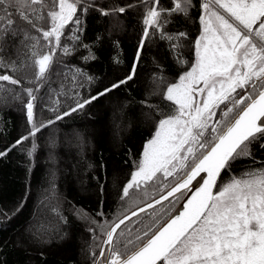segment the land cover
I'll return each mask as SVG.
<instances>
[{"label":"snow or ice","instance_id":"snow-or-ice-1","mask_svg":"<svg viewBox=\"0 0 264 264\" xmlns=\"http://www.w3.org/2000/svg\"><path fill=\"white\" fill-rule=\"evenodd\" d=\"M143 3L145 28L137 60L145 39L152 34H158L174 49L183 47L181 40L187 38V33H168L164 28L174 15L188 17L193 0H173L170 9L161 7L159 0ZM93 6L90 0H0V44L9 35H22L19 44L13 45L19 63L6 62L0 56V68L14 74L26 67H38L36 81L46 79L54 50L62 48L65 55L72 52V48L62 45L65 28L75 26L68 39H78L75 33L82 23L78 12L86 14ZM99 11L109 14L108 10ZM111 11L123 13L125 8ZM14 12L41 35L13 28ZM44 21L47 27L40 26ZM199 23L202 30L194 41V63L179 75L178 82L167 83L163 91L164 98L175 107L166 113L157 109L161 111L158 128L122 189L121 198L133 200L135 210L109 225L103 233L107 255L101 251L103 260H94V264H264V162L260 168L248 167L217 186L222 171L230 170L231 163L239 158H251V144L264 138V0H202ZM41 39L47 42L43 46L48 48L45 54L38 51ZM25 56L27 60L21 58ZM134 74L135 64L124 80L98 96L126 84ZM159 79L160 84L165 83L163 77ZM0 82L21 83L9 74H0ZM24 91L29 97L25 107L30 130L0 151V157L29 137L35 138L46 126L34 119V90ZM98 96L77 102L70 112L58 114L55 119L84 108ZM260 146L264 148V144ZM161 177H173L175 183L164 184ZM153 191L159 195L153 197ZM187 192L193 194L182 211L170 215L165 210L166 219L153 212L151 225L136 228L135 233L129 229L123 247L119 246L120 238L125 236L121 226L127 221L155 209L169 197L180 199Z\"/></svg>","mask_w":264,"mask_h":264},{"label":"trees","instance_id":"trees-1","mask_svg":"<svg viewBox=\"0 0 264 264\" xmlns=\"http://www.w3.org/2000/svg\"><path fill=\"white\" fill-rule=\"evenodd\" d=\"M90 2L94 6L89 7L86 14L78 12L82 19L81 30L75 33L78 39H68L73 34L75 26L72 25L65 28L61 38L62 45L72 48L71 54L65 55L62 48L55 49L46 79L36 81L38 67H26L14 74L0 68V74L14 75L21 81L19 85L0 82V95H4L0 97V151L14 145L30 130L25 107L29 97L24 89L34 90V119L37 124L46 125L35 138L29 137L0 157V264L94 263L103 233L113 221L135 207L129 205L133 200L121 198L122 189L140 159L145 142L161 119V111L166 113L175 107L164 98L163 91L167 83L176 82L194 63V41L201 27L202 0H193L194 6L188 17L174 15L170 17L172 22L164 28L168 33L186 32L187 38L181 40L183 47L174 49L158 34H152L145 39L139 60L136 56L145 28L143 0ZM159 5L170 9L173 0H159ZM121 7L125 8L123 13L111 11ZM99 9L108 10L109 14L103 15ZM13 19V28H24L33 35H41L15 12ZM40 26L47 27V21L41 22ZM21 38L20 34L15 38L9 35L6 42L0 44L3 48L0 56L6 62L17 60L19 63L13 45H18ZM46 43L41 39V49H38L41 54L48 52V48L43 47ZM178 56L181 62H178ZM21 58L27 60L26 56ZM134 64L132 80L98 96L132 73ZM152 77H163L165 81L157 87L156 96L152 95ZM93 96L98 98L84 108L63 119H55L58 114L70 112L77 102ZM144 110H148L149 120L143 118ZM114 117L121 121L117 131L113 129ZM50 120L55 122L48 124ZM55 128L64 133L78 131L88 145L82 159L75 151H59L60 177L57 182L49 180L45 145L49 132ZM261 144H264V138L252 143V157L232 162L230 170L222 172L218 184L232 175H240L248 167L260 168L264 162ZM74 162L78 165L76 175L71 170ZM174 182L173 177L163 180L169 186ZM52 186L57 187L58 196L48 204L50 210L47 212L51 211L62 222L63 226H59L67 232V238L62 241L51 238L48 244H41L24 230L37 217L38 199L47 196ZM152 195L155 197L159 193L153 191ZM180 199L172 198L123 225L125 236L120 238L119 246L123 247L125 238L130 235L129 229L135 233L136 228L150 226L153 212L166 218L165 210L167 214L172 212ZM47 212L46 215H50ZM77 212L84 214L82 221L75 220L71 214Z\"/></svg>","mask_w":264,"mask_h":264},{"label":"rangeland","instance_id":"rangeland-1","mask_svg":"<svg viewBox=\"0 0 264 264\" xmlns=\"http://www.w3.org/2000/svg\"><path fill=\"white\" fill-rule=\"evenodd\" d=\"M201 30H202V26H201ZM198 37H199V35H198ZM150 82H151V85L153 87L152 95L156 96V90H157L158 85L160 84V79L158 77H152L150 79ZM176 82H178V80ZM239 91L240 90H238V92ZM1 96L3 97L4 95H0V97ZM200 99H202V97H197V100H200ZM8 101H9V99H8ZM6 102H7V100H6ZM223 107H224V105H221V108H223ZM147 111L148 110H146V111L144 110L143 114H142V116H143V118H145V120H149L151 117ZM219 116H220V111L217 110L216 117L218 118ZM113 119H114L112 121L113 122V129L115 131H117L121 127V121H118V119H115V117ZM157 128H158V124L155 127L151 137L145 142L139 161L143 157V151H144L145 145L148 143L149 140H151L154 137V134H155V131L157 130ZM48 136L49 137H48L47 141L45 142L46 150L48 152L47 153V162H48V166H49L47 173H48V176L50 178L49 179L50 181L54 180V182H57L59 177H60L59 173H58V171H59L58 170L59 169V156H58L59 151L60 150L75 151L77 153V157L82 159L83 155L85 154V149L88 145L86 143V140L84 139V136H82L76 130H73L70 133H64V132H62V130L55 128V129H52L51 132H49ZM71 170L76 175V172L78 171L77 163H75V162L73 163V165L71 166ZM134 171H136V167H135ZM161 180L163 182L164 179L161 178ZM227 180L228 179L222 180L221 182H219V184L217 186L219 187L222 182H225ZM129 181H130V179H129ZM57 191H58L57 187L52 186V188L50 189V192L47 193V196L45 195L44 198L41 197L40 199H38L36 207H35V217L36 216L37 217L24 230L25 234H27L30 238L37 241L38 243L48 244L51 238H53L56 241H60V240L62 241L63 239L67 238V232L63 231V229L60 228V226H59V225L63 226L62 222L59 219H56L57 217L53 216L51 211L47 212V210H50L47 208L48 204L53 203L51 201L57 200V196H58ZM133 204L134 203H132V202L129 203L130 206H132ZM46 212L49 213L51 216L50 215L47 216ZM71 214L73 215L74 219L77 221H82V219H84L83 218L84 214H81L80 212L71 213ZM51 217H53V218H51ZM87 234H88V232H87Z\"/></svg>","mask_w":264,"mask_h":264},{"label":"water","instance_id":"water-1","mask_svg":"<svg viewBox=\"0 0 264 264\" xmlns=\"http://www.w3.org/2000/svg\"><path fill=\"white\" fill-rule=\"evenodd\" d=\"M223 172V171H222ZM222 174V173H221ZM201 175H205V174H201ZM220 179V178H219ZM219 179H218V181H219ZM197 180H199V177L197 178ZM218 181H217V184H218ZM193 184L194 185H196V187H199V184H197L196 183V181H193ZM193 193L192 192H187L186 193V195L184 196V197H182L181 198V200L179 201V203L176 205V207L173 209V211L172 212H170L169 214L170 215H176L177 214V212H179V211H182L183 210V204L186 202V200L192 195ZM173 197H169V200L170 199H172ZM168 201V200H167ZM166 201H163V203H165ZM162 203V204H163ZM140 206H143V204L142 205H140ZM157 206H159V205H157ZM156 206V207H157ZM132 210H135V208L134 209H132ZM132 210H130V211H132ZM149 210H152V209H148L147 211H149ZM130 211L129 212H127L126 214H124V215H127V214H130ZM146 211V212H147ZM142 214V213H141ZM123 215V216H124ZM122 217V216H121ZM135 217H133L132 219H134ZM167 218V217H166ZM165 218V219H166ZM127 222H129V221H127ZM126 222V223H127ZM123 226V225H122ZM121 226V227H122ZM103 241H104V237H103V239H102V242H101V245H100V247H99V250H98V254H97V257H96V259L95 260H103V257L102 256H100V252L101 251H104V253H105V255H107V251H108V245H105L104 243H103ZM94 264V263H93Z\"/></svg>","mask_w":264,"mask_h":264},{"label":"crops","instance_id":"crops-1","mask_svg":"<svg viewBox=\"0 0 264 264\" xmlns=\"http://www.w3.org/2000/svg\"><path fill=\"white\" fill-rule=\"evenodd\" d=\"M201 34V27H200V32H199V35ZM198 38V37H197Z\"/></svg>","mask_w":264,"mask_h":264}]
</instances>
